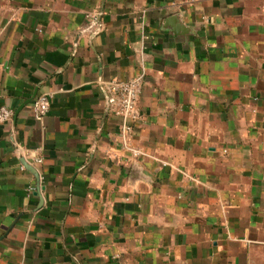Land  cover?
I'll return each mask as SVG.
<instances>
[{"label":"crops","instance_id":"obj_1","mask_svg":"<svg viewBox=\"0 0 264 264\" xmlns=\"http://www.w3.org/2000/svg\"><path fill=\"white\" fill-rule=\"evenodd\" d=\"M1 107L0 264H264V0H0Z\"/></svg>","mask_w":264,"mask_h":264},{"label":"built area","instance_id":"obj_2","mask_svg":"<svg viewBox=\"0 0 264 264\" xmlns=\"http://www.w3.org/2000/svg\"><path fill=\"white\" fill-rule=\"evenodd\" d=\"M99 13L88 15V20L94 29H102L99 23ZM106 84V90L109 94L108 102L112 112L123 118L124 123L121 128V134L124 139V146L128 148L129 141L133 137V123L139 118L138 100L144 86V75H139L128 81L113 79ZM51 104V96L48 94L40 95L32 104L33 114L37 121H42L48 114ZM14 112L6 107L0 108V125L11 122ZM138 154V153H137ZM42 159H36L35 162L41 163ZM25 170V167H21Z\"/></svg>","mask_w":264,"mask_h":264},{"label":"water","instance_id":"obj_3","mask_svg":"<svg viewBox=\"0 0 264 264\" xmlns=\"http://www.w3.org/2000/svg\"><path fill=\"white\" fill-rule=\"evenodd\" d=\"M25 166L28 170L32 171V169L28 165L25 164Z\"/></svg>","mask_w":264,"mask_h":264}]
</instances>
